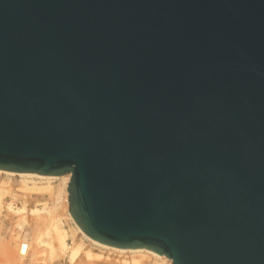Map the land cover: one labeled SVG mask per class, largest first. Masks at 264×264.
<instances>
[{
  "label": "water",
  "instance_id": "obj_1",
  "mask_svg": "<svg viewBox=\"0 0 264 264\" xmlns=\"http://www.w3.org/2000/svg\"><path fill=\"white\" fill-rule=\"evenodd\" d=\"M0 169L70 173L99 242L264 264V0H0Z\"/></svg>",
  "mask_w": 264,
  "mask_h": 264
},
{
  "label": "rangeland",
  "instance_id": "obj_2",
  "mask_svg": "<svg viewBox=\"0 0 264 264\" xmlns=\"http://www.w3.org/2000/svg\"><path fill=\"white\" fill-rule=\"evenodd\" d=\"M61 182L60 178L47 180L0 173V264H33L41 260L42 264H69L68 251L72 245L74 248L76 243L83 241L84 249L88 248L89 242L82 238L75 228L74 221L68 218L65 194L61 197L60 211L54 209V190ZM54 212L58 213L56 216L59 217V229L67 243L68 250L65 253L60 250L55 237L47 235L43 228L42 219L48 214L55 215ZM35 226H42L40 237L43 240L45 238L50 246L47 243L46 246L45 243L39 244L35 240L32 231ZM90 247L98 256V260L104 257H122L127 260L131 258L129 254H109L106 249L93 245Z\"/></svg>",
  "mask_w": 264,
  "mask_h": 264
},
{
  "label": "bare ground",
  "instance_id": "obj_3",
  "mask_svg": "<svg viewBox=\"0 0 264 264\" xmlns=\"http://www.w3.org/2000/svg\"><path fill=\"white\" fill-rule=\"evenodd\" d=\"M0 173H4L7 175H15V176H27V177H36L39 179H47V180H52L55 178H60L62 181L59 185H57V188L54 190V209L55 211L58 209H61V197L62 194H65V200H66V212L68 215V218L73 220L72 216L69 213V203H68V192H67V187L68 183L70 181V173H65L62 175H43L39 173H34V172H16V171H7V170H1ZM60 211V210H59ZM55 214V212H54ZM58 214V213H56ZM55 215L48 214L46 217L42 219L43 221V228H45V233L47 235H52V237H55L59 248L63 253L66 252L67 249V243L65 240V236L62 231L59 229V217ZM71 216V217H70ZM74 221V220H73ZM40 222V221H39ZM38 222V223H39ZM74 225L76 226V230L79 231L81 234L82 238L89 242L88 248L86 250L84 249V242L79 241L78 244L76 243L73 247H71V251L69 250V264H172L171 258L159 254L153 250L147 249V248H129V247H117L113 246L110 244L102 243L97 240H94L90 238L88 235L85 234V232L76 224V222H73ZM39 226V225H38ZM35 226L32 231L34 232L35 240L38 241L39 244H44L46 246V241L45 238L44 240L41 238L42 233H41V227ZM1 228V227H0ZM42 228V229H43ZM75 230V231H76ZM41 235V237H40ZM49 242V241H48ZM20 242H17L19 244ZM48 244V243H47ZM90 244V245H89ZM51 244L49 243L48 246ZM77 245V246H76ZM97 246L100 249H106V252H109V254H129L131 256L130 260H127L125 258H111V257H104L102 260H98V256L93 253V248L90 246ZM51 248V247H50ZM84 249V250H83ZM9 252V251H8ZM82 252V253H81ZM47 256V255H46ZM60 255L58 256L59 259ZM44 258V257H43ZM40 259H42L40 257ZM47 260V258L45 257ZM44 260V262L46 261ZM43 260L40 262H35L33 264H42ZM44 264V263H43ZM48 264V263H47Z\"/></svg>",
  "mask_w": 264,
  "mask_h": 264
}]
</instances>
